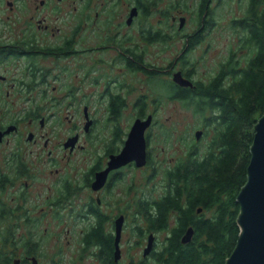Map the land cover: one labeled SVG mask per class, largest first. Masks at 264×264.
Returning a JSON list of instances; mask_svg holds the SVG:
<instances>
[{
	"label": "flooded vegetation",
	"instance_id": "1",
	"mask_svg": "<svg viewBox=\"0 0 264 264\" xmlns=\"http://www.w3.org/2000/svg\"><path fill=\"white\" fill-rule=\"evenodd\" d=\"M63 7H71L73 11L72 21H74L71 23L70 34L64 37L61 34L62 28H59V21H62V18L59 17V8ZM95 8L97 9L95 10ZM133 9L134 14H131ZM167 17L166 14L165 25H158L155 31L148 32L145 31L143 25L146 17L143 18L140 2L136 0L133 3L128 0H0V149L3 148L0 151L5 150L9 144L10 146L12 144L11 150L6 155L0 156V193H6V187L13 186L17 179L22 180V183H17L18 187L14 188L12 193H8L10 195L15 193V198L19 200V202H12V207H9L11 210L5 209V203L0 197V217H11L20 210H23L26 215L23 221L22 234L15 238L16 229L22 226L13 224L12 231L7 234V244H4V242L2 244V248L8 246L10 251L5 253L0 251V255H6L11 264H106V261L103 260L101 245L92 238V232L97 228L99 222L103 236L111 240L113 247L111 261L113 264H158L152 257L149 261L150 254L154 251V245L157 241V239L154 240L156 235L154 232H148L144 238V235H142L144 225L141 224L139 228L142 229H136L140 232H135V229L132 230L133 233H136L133 234L136 239L131 247L141 245L144 240H146L147 245L152 235V251L145 256L142 254L141 257H131L128 261L123 259V251L128 248V245H126L128 237L123 240L128 214L125 207L124 209L119 208L117 213L112 216L110 207L115 204L108 202L113 197V186L118 183L116 179L127 168L139 169L151 165L153 161V155L151 156V153H153L151 148L153 135L148 136V130L155 122V114H142L138 117L136 113H133L128 117L126 116L129 122L131 120L126 130L115 123V129L120 131V135H114V130L109 141L100 139L102 142L97 140L96 143L91 139V134L97 128L100 118L90 114L87 105H84L82 111H80L81 117L84 118L82 125L80 127L78 125L77 130V124H74L73 134L67 136L62 142L59 141V137L56 135L53 136L57 140L52 142L51 137L45 136V134L38 136L31 130L24 131V127L32 129V127L38 126L39 129H42L47 120H53L51 126H55L59 130L58 125L61 114L59 98L55 99L53 97L54 102L50 103L46 98L51 94L48 88L56 87L59 90V82L62 79L59 55L71 53L75 55V65L84 64L82 66L89 67L91 70L93 69V62L100 61L99 64L105 63L110 68L118 64L120 67H126L131 71L122 52L136 47L139 52L138 56L143 63L144 41H146V45L157 39L167 41L168 33L175 32L170 24L174 25L176 21L179 23L178 18L181 16L172 15L171 23ZM54 23H57V25ZM113 23L120 25L121 28L113 26ZM215 23L216 21L213 20L212 25ZM232 24H234L233 21ZM183 27L184 24L178 29H183ZM112 28L117 29V34L121 33V46L117 42H111ZM200 28H205L203 21L201 26L197 28L199 32L196 30L185 34V42L190 38H195L194 40H197V43L191 47V50L187 51H185V48L189 46V43L184 44L181 55L184 53V56H186L202 43L203 38L196 37L198 34L202 37L205 36L201 33ZM236 30H238L237 26ZM128 32L132 33L131 40L127 37ZM146 32L150 34L151 39L147 38L145 40L143 33ZM134 34L141 38L142 45L134 40ZM235 43L238 50L239 37H237ZM97 44L98 47H96ZM115 44L119 45L118 55H115L113 47ZM130 44H132V47H129ZM232 49V54H234V48ZM207 50L205 48V53ZM239 52H243V50ZM105 55L111 58L105 57ZM178 59L179 57L174 58L173 61L162 67L147 68V71L153 69L159 71V73H164L163 80L166 82V88H169L168 83H170L172 89L176 85L196 90L200 82L192 79L193 66L187 65L191 70V74H187L186 69L176 70L175 66ZM121 61L124 63L123 66ZM15 69H18L16 76L14 74ZM140 71L136 70L135 72ZM176 72H180L183 78L190 80L192 85L184 87L177 84L173 80V75ZM119 90L120 86L115 85L112 89L114 93H109L108 97L119 96L125 105V98L118 92ZM174 92L175 90L170 94L167 93L168 98L177 99ZM15 95H18L16 99ZM144 96L142 94L136 96V101ZM178 100L180 99L178 98ZM106 110L108 114L104 119L108 122L114 117L109 115L108 103ZM148 116H150L151 121L144 133L146 143L145 164L137 167L134 162H130L112 169L107 174L105 182L101 186L99 185L100 187L95 188L93 184L97 180L98 173L105 170L110 156L118 154L125 146L134 121L137 119L143 120ZM106 127L109 128L108 125ZM99 129H102V127ZM200 130L203 134V130ZM14 137L15 141L13 140ZM39 140H43L42 146L47 149L46 154L52 158L51 163L43 167V174H45L48 167V174L56 176L52 185L53 195L46 198L45 204L50 203L52 200L50 204L55 206L54 211L50 214L54 222L50 221L49 223L53 229L57 230L59 228V255L48 256L45 250L42 249V235H37L35 231L41 227L44 217L32 218L28 215L30 211L28 207H25V202H21L25 200V195L29 190L25 178L29 179L30 175H33L30 159L31 151L24 146L23 142L36 143ZM97 144L102 145L101 153L91 156L87 153L82 158L77 156L80 152H88L92 149L91 147H95ZM195 145H189L193 154H195V149H193ZM59 147L60 152H63L60 159L57 155ZM2 167H4L5 172ZM78 169L81 171L79 172ZM83 188L85 191L87 190V193L78 194L79 190ZM109 194L111 196H108ZM12 199L14 200V197ZM76 199L79 201H75ZM98 213L106 218L105 221H99ZM146 223L148 225L147 220ZM117 227H120L118 247L121 256L115 259ZM168 227L172 229L174 225ZM46 230V228H42V232ZM55 238L58 240V235ZM64 238L66 241L63 240ZM23 243H25V246H23ZM32 243L36 245L35 250L31 249ZM20 244L22 247H19Z\"/></svg>",
	"mask_w": 264,
	"mask_h": 264
},
{
	"label": "rangeland",
	"instance_id": "2",
	"mask_svg": "<svg viewBox=\"0 0 264 264\" xmlns=\"http://www.w3.org/2000/svg\"><path fill=\"white\" fill-rule=\"evenodd\" d=\"M128 1L133 3L134 0ZM199 6V0H153L151 4L148 5V15H143V18L146 17L145 21H143L145 31H155L158 25H165L166 14L168 15L167 18L170 23L172 22V15L181 16L185 19L183 29H178L177 21L174 25L170 24L175 32L168 33L166 37L168 38L167 41L157 39L149 42V45H146V41H144L143 64L147 68L165 66L168 62L173 61L174 58L181 55L185 44V34L194 32L198 28L197 20L199 17ZM247 7L248 0H210L208 8L210 10L211 21L215 20L216 23L209 28H203L202 33L205 36H203L202 43L193 49L191 53L187 54L184 59H178L175 69L184 70L187 69V65L193 66L194 72L192 73V79L196 82H209L224 65L228 50L230 48H237L235 42L238 34L240 36L239 49L235 51L233 58L239 64L238 66L243 69L244 66L247 65L246 60L250 56V50L245 45L241 31L238 32V30L234 29L232 19L236 21L242 19ZM96 9L97 8H95V10ZM72 16L73 11L71 7L59 8V17L62 18V21H59V28H62L61 34L63 37L70 34L71 23L74 22L72 21ZM55 25H57V23ZM113 26L121 28V26L116 23H113ZM116 31V28H112L111 42H117L121 46V33L117 34ZM197 31L199 32V30ZM127 37L131 40L132 33L128 32ZM133 38L142 45V40L137 34H134ZM96 47H98V44ZM113 47L115 49V55H118L117 50H119V45L115 44ZM129 47H132V44H130ZM205 48L208 49L206 53ZM240 50H243V52H239ZM105 57L111 58L108 55H105ZM75 59V55L71 53L59 55V66L62 69V79H60L59 82V90H57L56 87L48 88L51 94L46 96L48 103L54 102L53 97H55V99L59 98V110L61 111L58 125L59 130H57L55 126H51L53 120H47L42 129H39L38 126L32 127V129L24 127V131L31 130L38 136L40 134H45V136L51 137L52 142L57 140V138L53 136L56 135L59 137V141L62 142L67 136L73 134L74 130L72 129L74 128V124H77V130L78 125L79 127L82 125L84 118L81 117L80 111H82L84 105H87L90 114L100 118L97 128L91 134V139L95 143L97 140L100 142L109 141L115 130V123H118L124 130L127 129L131 120L129 122L126 116L128 117L134 113L133 104L136 101L135 97L141 94L145 95V99L147 100L145 115L148 113L155 114V122L148 130V136L151 134L156 135L153 138L151 146L153 153L150 152L151 156L153 155V161L150 166H143L139 169L127 168L125 172H123L124 175L121 177L124 182L120 181L113 186V197L108 201L110 204H115L110 207L112 216L117 213L119 208L124 209L126 207L128 221H126L123 240L128 237V241L126 242L128 248L123 251V259L128 261L131 257H141L146 246V240H144L141 245L131 247V244L136 239V237H133V234L136 233H133L132 230L142 229L139 228L141 224L144 225L142 232L144 233V238L146 234L150 232L147 229L148 225H146L144 214L141 213V209L137 208L135 201L143 198L144 202H152L162 195L165 191V171L170 167H176L178 160L184 158L190 144H196L193 146L196 156L200 157L206 152L208 142L216 134V129L214 121H211L212 124H203L202 120H205L203 115H207L206 119L210 120L214 117V114H211L209 117L212 111L208 107L206 108L204 106L205 111L203 114L197 113L194 111L193 102L185 104L178 99L168 98L167 94L165 95V93L157 87L158 84H166L164 80H162L163 82L160 80L164 79L163 77L157 76L158 78H154V81L152 79L149 80V77L152 76L143 71L133 73L126 67H120L118 64L110 68L105 63L99 64L100 61L93 62V69L91 70L89 67L85 68V66H82L84 64L75 65ZM121 65H124L122 61ZM17 70L18 69L14 70L15 76L17 75ZM168 84L169 88L164 86V91H168V89L172 90V86L170 83ZM115 85L120 86L118 92L125 98L126 108L120 110L118 113L119 117H113L107 122L104 118L108 114L106 110L108 94L114 93L112 89ZM16 97H18V95H15V99ZM156 97H159L162 101L158 109L153 105V100L156 101ZM255 117H258V115ZM106 125H108L109 128H107ZM101 127L102 129H99ZM196 129L203 130V134L198 140L194 139V131ZM206 130L207 133L203 136ZM100 139L104 140L101 141ZM13 140L15 141V137ZM42 141L43 140H39L36 143L23 142L24 146L31 151L30 159L33 175H30L29 179L25 178L29 190L25 195V200L21 202H25V207H28L30 211L28 215L32 218H38L39 216L44 217V220L41 222V227L36 232L42 234V249L50 256L59 255V228L55 230L50 226L49 222H54L50 214L54 211L53 208H55V206L50 204L52 200L47 204H45V200L53 195L52 192L54 191L52 185L56 176L48 174V167L46 168L45 174H43V167L49 165L52 158L46 154L47 149L43 148ZM11 146L9 144L5 150L0 151V156L6 155L11 150ZM101 147L102 145L97 144L95 147H91L92 149L88 152H80L77 156L82 158L83 155L87 153H89L90 156L99 152L101 153ZM57 152L59 153H57V155H59L60 159L63 154V152H60V147ZM181 162H188V160ZM2 170L4 171V167H2ZM78 171L80 172L81 170L78 169ZM148 175L152 176L147 180ZM17 183H22V180L17 179L13 186L6 187V193H0V197L5 203V209L11 210L9 207H12V202H19V200L15 198V193L11 195L8 194L12 193V190L18 187ZM86 193L87 190L85 191L83 188L79 190L78 194ZM108 196L111 195L109 194ZM12 197H14V200ZM75 201L79 200L76 199ZM210 213L211 211H205V215H211ZM25 217L26 215L23 210L17 211L11 217H0V237L4 238L9 234L12 231L13 224H20L22 227L16 229L17 234L15 238H18V236L22 234ZM174 219L175 217L173 215L169 217L168 226L174 224ZM42 228H46L47 230L42 232ZM168 231L169 229L166 231H153L156 235L154 240L157 239V241L154 245V251H152L151 247L146 254L148 255L152 251L149 261H151V256L154 255L155 250L158 251L163 239L167 237L166 233ZM56 235H58V240L55 238ZM63 240L66 241L65 238ZM19 247H22V245L20 244ZM0 251L5 253L10 251V248L8 246L7 248H2L0 241Z\"/></svg>",
	"mask_w": 264,
	"mask_h": 264
},
{
	"label": "trees",
	"instance_id": "3",
	"mask_svg": "<svg viewBox=\"0 0 264 264\" xmlns=\"http://www.w3.org/2000/svg\"><path fill=\"white\" fill-rule=\"evenodd\" d=\"M136 1L140 2L143 15H148L147 8L153 0ZM199 2L198 27L203 21L205 28H209L207 26L213 22L208 8L210 0ZM232 21L235 29L237 26L238 32L241 31L243 34L245 45L250 50L247 65L243 69L234 60L235 53L232 54L233 49L230 48L217 76L209 82H200L196 90L174 85L172 90L164 91V83L157 86L165 95L175 90V98H179L185 104L193 102L194 111L197 113L203 114L204 106L208 107L212 111L209 117L211 114H214V117L209 120L206 119L207 115H203L205 119L202 120L203 124H212L211 121H214L216 129V134L209 140L206 152L202 156H196L189 148L184 158L178 160L176 167H170L165 171V191L157 200L144 202L143 198H140L141 201L140 199L135 201L148 222V231L169 229L158 251L151 256L158 264H224L237 239L236 216L239 205L236 203V195L246 180L253 125L264 112V0H248L244 17ZM200 29L202 33L203 28ZM143 35L145 40L152 38L147 32ZM196 37L203 38L199 34ZM238 37L240 40L239 34ZM194 39L190 38L185 42L189 43L185 51L191 50L197 43ZM236 50L237 48H234V51ZM122 54L133 73L141 70L150 74L152 78L149 77V80L153 81L154 78L164 76V73L157 70L147 71L136 47L125 50ZM182 58H185L184 53L179 56V59ZM185 71L191 74L188 67ZM145 98L142 97L133 106L137 116L145 115L147 105ZM156 98L158 100H153V105L158 109L162 101L159 97ZM123 108L126 106L119 96L108 97L109 115L119 117L118 113ZM256 115L258 117H255ZM206 133L207 130L203 136ZM114 135H120V131L115 129ZM155 136L153 135V138ZM187 160L188 162H181ZM123 175L124 173L116 181H123L121 178ZM151 176L148 175L147 180ZM199 208L201 211L196 213ZM205 211H211V215H205ZM169 215L175 217L172 229L168 227ZM98 216L99 221H105L104 216L99 213ZM99 224L92 232V238L101 245L106 264H113L111 240L103 236ZM188 227L193 229V236L191 241L185 244L181 242V238ZM6 239L7 235L4 239L0 237L1 245L3 242L7 244ZM35 247L36 245L32 243L31 249L35 250ZM0 264H11V261L6 255H0Z\"/></svg>",
	"mask_w": 264,
	"mask_h": 264
},
{
	"label": "water",
	"instance_id": "4",
	"mask_svg": "<svg viewBox=\"0 0 264 264\" xmlns=\"http://www.w3.org/2000/svg\"><path fill=\"white\" fill-rule=\"evenodd\" d=\"M134 14V9L131 12ZM184 24V17L179 18L178 27ZM173 80L180 86H191L192 82L181 76L180 72L173 75ZM150 116L134 121L128 133L125 146L121 151L109 158L105 170L98 173L93 186L98 188L105 182L110 170L134 162L137 167L145 164L146 143L144 133L150 124ZM202 135L200 129L194 131L198 140ZM249 161L246 167V180L236 195L239 205L236 216L238 234L235 245L224 264H264V112L253 125V138L249 146ZM100 185V186H99ZM98 186V187H97ZM201 208L197 209L200 212ZM120 227L116 228L115 259H118V240ZM193 236V229L188 227L181 238L182 243H188ZM152 235L144 248L143 255L151 249Z\"/></svg>",
	"mask_w": 264,
	"mask_h": 264
}]
</instances>
